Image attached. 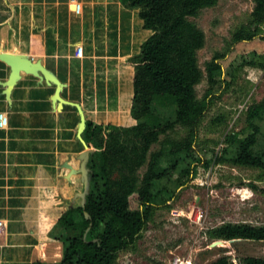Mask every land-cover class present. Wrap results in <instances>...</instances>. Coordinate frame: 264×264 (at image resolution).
Listing matches in <instances>:
<instances>
[{
	"label": "crops",
	"instance_id": "crops-1",
	"mask_svg": "<svg viewBox=\"0 0 264 264\" xmlns=\"http://www.w3.org/2000/svg\"><path fill=\"white\" fill-rule=\"evenodd\" d=\"M77 5L79 7H77ZM120 0H0V264L55 262L56 224L81 204L89 147L82 115L132 126L134 66L152 35ZM5 54H23L62 84L22 71L13 86Z\"/></svg>",
	"mask_w": 264,
	"mask_h": 264
},
{
	"label": "trees",
	"instance_id": "trees-1",
	"mask_svg": "<svg viewBox=\"0 0 264 264\" xmlns=\"http://www.w3.org/2000/svg\"><path fill=\"white\" fill-rule=\"evenodd\" d=\"M120 1L139 9L144 27L153 32L129 59L135 71L131 115L137 123L86 121L83 136L89 156L84 201L66 210L56 224L62 258L34 264H115L122 251L136 245L156 207L173 198L174 192L163 182L179 167L184 175L190 173L197 128L209 106V96L200 99L196 91L203 79L197 53L206 36L190 18L218 0ZM263 22L264 0H254L252 20L233 34V42L253 40ZM224 56L216 54L207 64L212 85L223 74L219 61ZM247 121L250 132L228 134L220 160L264 170V98L249 107ZM178 126L188 129L186 137H172ZM156 143L159 148L152 150ZM135 194L139 207L133 209ZM208 234L215 240L264 241V225L226 222ZM210 264L235 262L224 254ZM238 264H264V257L243 256Z\"/></svg>",
	"mask_w": 264,
	"mask_h": 264
},
{
	"label": "rangeland",
	"instance_id": "rangeland-1",
	"mask_svg": "<svg viewBox=\"0 0 264 264\" xmlns=\"http://www.w3.org/2000/svg\"><path fill=\"white\" fill-rule=\"evenodd\" d=\"M253 8L254 0H218L190 18L206 36L197 53L203 79L196 91L200 99L209 96L197 128L190 173L184 175L179 167L163 182L174 192L173 198L156 207L136 245L122 251L115 264H175L178 259L210 264L224 254L238 264L243 256L264 257V241H226L211 247L216 240L208 234L226 222L264 225V170L220 160L226 136L248 134V109L264 98V22L253 40L234 43L232 39L239 28L249 25ZM216 54L225 55L219 61L223 74L212 85L207 64ZM187 134L182 126L171 133L177 139ZM159 146L154 144L152 150ZM131 206L139 207L136 194Z\"/></svg>",
	"mask_w": 264,
	"mask_h": 264
},
{
	"label": "water",
	"instance_id": "water-1",
	"mask_svg": "<svg viewBox=\"0 0 264 264\" xmlns=\"http://www.w3.org/2000/svg\"><path fill=\"white\" fill-rule=\"evenodd\" d=\"M5 60L11 65L12 67V74H11V80L9 81L8 85L13 86L17 80L20 78V73L22 71L27 73H32L36 76L43 77L49 82H53L57 85V90L55 94V100L59 102V104L62 106L64 102L62 101V98L59 96V93L62 88V84L59 82V80L51 74L47 69H45L40 61L34 62L30 58H28L26 55L23 54H5L4 55ZM86 127V120L84 115H82V122H81V132L85 130ZM89 155V151H88ZM84 201V200H83ZM231 242L234 240H230ZM226 242V240L218 239L214 243H212L211 247L214 246H223L220 243Z\"/></svg>",
	"mask_w": 264,
	"mask_h": 264
},
{
	"label": "built area",
	"instance_id": "built-area-1",
	"mask_svg": "<svg viewBox=\"0 0 264 264\" xmlns=\"http://www.w3.org/2000/svg\"><path fill=\"white\" fill-rule=\"evenodd\" d=\"M7 122H8L7 113L1 112L0 113V127L5 128L7 126ZM175 264H188V262H184L178 259L175 261Z\"/></svg>",
	"mask_w": 264,
	"mask_h": 264
},
{
	"label": "bare ground",
	"instance_id": "bare-ground-1",
	"mask_svg": "<svg viewBox=\"0 0 264 264\" xmlns=\"http://www.w3.org/2000/svg\"><path fill=\"white\" fill-rule=\"evenodd\" d=\"M221 245H224L225 244V242H223V243H220ZM227 244V243H226ZM188 264H193L191 261H189V263Z\"/></svg>",
	"mask_w": 264,
	"mask_h": 264
}]
</instances>
